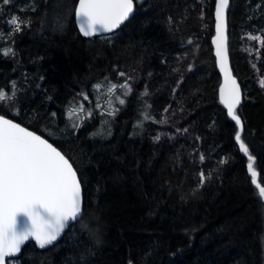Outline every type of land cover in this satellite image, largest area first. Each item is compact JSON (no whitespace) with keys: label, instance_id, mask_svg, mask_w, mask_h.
I'll return each instance as SVG.
<instances>
[{"label":"trees","instance_id":"1","mask_svg":"<svg viewBox=\"0 0 264 264\" xmlns=\"http://www.w3.org/2000/svg\"><path fill=\"white\" fill-rule=\"evenodd\" d=\"M134 1L118 31L84 37L77 0H0V89L16 85L0 115L60 147L84 197L60 240L8 264H264V198L218 101L215 0ZM229 49L264 186V0H231Z\"/></svg>","mask_w":264,"mask_h":264},{"label":"snow or ice","instance_id":"2","mask_svg":"<svg viewBox=\"0 0 264 264\" xmlns=\"http://www.w3.org/2000/svg\"><path fill=\"white\" fill-rule=\"evenodd\" d=\"M4 3H9V0H4ZM228 8L229 0H218L215 11L216 36L213 43L216 46L220 70L224 74L220 100L227 108L228 115L240 127L235 139L239 143L240 151L248 156L247 169L252 184L258 189L259 197L264 198V186L258 183V173L254 169L255 157L249 154V149L240 134L243 125L237 115V106L241 101V92L228 66L226 35ZM133 12L134 0H78V6L75 8L80 31L85 37L113 32L127 21ZM9 23L15 26L14 32H19L21 26L30 21L13 17ZM0 38H3L2 33ZM3 51L4 55H8L12 49ZM94 87L99 90L101 86ZM117 87L127 89L125 96L131 92V87L125 82L119 86L110 84L108 93H113ZM15 89L16 85L13 82L10 97L0 89V103L14 100ZM119 103L123 105L125 100L119 99ZM97 107H100L99 102ZM80 111H83L82 104ZM115 111L118 109L109 112V115H114ZM204 179V174L201 173V184ZM82 211L81 182L69 159L40 135L0 115V264H5L6 258L19 253L21 246L30 238L41 248L52 245L70 222L81 216Z\"/></svg>","mask_w":264,"mask_h":264},{"label":"water","instance_id":"3","mask_svg":"<svg viewBox=\"0 0 264 264\" xmlns=\"http://www.w3.org/2000/svg\"><path fill=\"white\" fill-rule=\"evenodd\" d=\"M217 2H218V0H215V8H214V31H213V34H212V36H211V45H212V48H213V54H214V56H215L216 68H217V71L219 72V74H220V78H221L220 83H219V86H218V101H219L220 105H221V106L226 110V112H227V108L225 107V105H224L223 103H221V100H220V88H221V87L223 86V84H224V74H223V73L221 72V70H220L219 63H218V58L216 57V46H215V44L213 43V40H214V38H215V36H216V28H215V25H216V18H215V11H216V4H217ZM77 6H78V0H77L76 7H77ZM76 7H75V8H76ZM135 7H136V4H135V1H134V11H135ZM230 8H231V0H229V8L226 10V25H227V28H226V35H227V38H228V39H227V47H228V66H229V68L231 69L232 76L236 79V81H237V83H238V85H239V87H240L241 101H240V104L237 106V115H239V117H240L241 123H242V125H243V130H244L243 120H242V118H241V116H240V114H239V111H240L241 106H242L243 101H244V93H243L242 85H241V83H240V81H239V78H238V77L235 75V73H234V69H233L232 61H231L230 49H229V11H230ZM133 13H134V12H133ZM132 15H133V14H132ZM132 15H131V16H132ZM131 16H130V17H131ZM130 17H129V18H130ZM75 21H76V25H77V28H78L80 34H81L82 36H84L83 33L80 31L79 23H78V21H77L76 16H75ZM125 22H126V21H125ZM125 22H124V23H125ZM124 23H123L119 28L114 29L113 32L118 31V30L124 25ZM113 32H110V33H97V34L94 35V36L108 35V34H111V33H113ZM84 37H85V36H84ZM91 37H93V36H91ZM227 114H228V112H227ZM2 116H3V115H2ZM4 117L7 118V119H11V118H8V117H6V116H4ZM228 117H229V119L232 120V118H231L229 115H228ZM11 120H13V119H11ZM232 121H233V120H232ZM13 122L20 124L21 127H24V128H26L27 130L32 131V132H34V133L37 134V135H40L43 139H46L49 143H51L54 147H56V146L54 145V143H52L49 139H47V138L44 137L43 135H41V134L35 132L34 130H32V129H30V128L24 126V125H22L21 123L15 121V120H13ZM234 122H235V121H234ZM237 128H238V131H240V127L237 126ZM243 130L240 132L241 135H242ZM238 131H237V132H238ZM237 144H238V147H239V143H238V142H237ZM56 148H57L58 151H61V153L65 155V153H64L61 149H59L58 147H56ZM239 149H240V148H239ZM242 153H243V152H242ZM243 154H244L245 156H247L245 153H243ZM65 157L68 158L66 155H65ZM247 157H248V156H247ZM68 159H69V158H68ZM69 162L72 163L70 159H69ZM72 164H73V163H72ZM73 168L76 170V168H75L74 165H73ZM76 172H77V170H76ZM77 177H78V179L80 180V177H79L78 172H77ZM80 182H81V180H80ZM81 190H82V202L84 203L82 183H81ZM82 212H83V211H82ZM79 218H80V217H79ZM79 218H78V219H79ZM76 221H77V220H76ZM76 221H74V222H76ZM74 222H70L69 226H70L71 224H73ZM69 226H68V227H69ZM68 227L65 228L64 232H63V233L61 234V236L57 239V241L61 239V237L64 235V233H65V231L68 229ZM57 241H55L53 244H55ZM28 242H33V243L36 244V246H37L38 248H40V249H45V248H48V247H50V246L53 245V244H52V245H47L46 247L41 248V247H39V245L37 244V242H36L34 239L30 238L28 241H26V242L21 246V251H20L19 253H17L14 257H17V256H19V255L21 254L23 247H24V246L26 245V243H28ZM14 257L6 258V262H5V264H8V260L11 259V258H14Z\"/></svg>","mask_w":264,"mask_h":264},{"label":"rangeland","instance_id":"4","mask_svg":"<svg viewBox=\"0 0 264 264\" xmlns=\"http://www.w3.org/2000/svg\"><path fill=\"white\" fill-rule=\"evenodd\" d=\"M71 16L72 15H70L69 17H68V19L67 20H70L71 19ZM258 36H260V35H258ZM82 97L84 98L85 97V95L84 94H82ZM77 111L78 110H80V109H76ZM88 115H89V113H90V116L92 115V116H97V112H96V110H95V107L93 106V105H89V107L87 108V112H86Z\"/></svg>","mask_w":264,"mask_h":264},{"label":"bare ground","instance_id":"5","mask_svg":"<svg viewBox=\"0 0 264 264\" xmlns=\"http://www.w3.org/2000/svg\"><path fill=\"white\" fill-rule=\"evenodd\" d=\"M221 79V78H220ZM47 130H48V128H47ZM236 130V129H235ZM60 148V147H59ZM15 258V257H14ZM12 259V258H11ZM9 261V260H8Z\"/></svg>","mask_w":264,"mask_h":264}]
</instances>
